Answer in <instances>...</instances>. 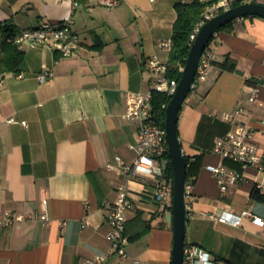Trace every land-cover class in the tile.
I'll return each instance as SVG.
<instances>
[{
    "label": "crops",
    "instance_id": "1",
    "mask_svg": "<svg viewBox=\"0 0 264 264\" xmlns=\"http://www.w3.org/2000/svg\"><path fill=\"white\" fill-rule=\"evenodd\" d=\"M74 1L0 0V31L5 24L19 32L72 15L81 42L67 58L41 47H20L25 52L22 72L2 74L0 215L47 214L52 223L33 218L0 225V264H85L98 255L108 257L104 264H171L175 231L168 215L174 189L170 183L171 193L161 205L149 196L154 185L145 178L128 184L134 206L127 222L141 213L152 230L129 243L128 258L111 256L108 219L121 182L108 166L117 157L136 161L140 122L125 118L129 95L152 91L157 75L149 61L157 56L169 63L171 48L163 43L172 40L176 4L191 0H121L113 9L102 0H84L73 11ZM256 2L264 5V0ZM216 40L218 58L209 77L190 94L179 117L184 156L193 162L202 156L195 140L203 118L230 131L231 123L218 116L240 109L237 120L257 129L255 142L264 158V19H238ZM227 62L234 69L222 66ZM46 71L53 76L41 83ZM255 86L259 94L251 102ZM214 150L215 145L202 157L193 183L186 241L208 252L215 264H264V225L252 217L240 226L212 217L248 210L264 220V200L254 197L256 192L264 196L257 190L264 171L226 162ZM220 164L246 179L223 192L207 169Z\"/></svg>",
    "mask_w": 264,
    "mask_h": 264
},
{
    "label": "built area",
    "instance_id": "2",
    "mask_svg": "<svg viewBox=\"0 0 264 264\" xmlns=\"http://www.w3.org/2000/svg\"><path fill=\"white\" fill-rule=\"evenodd\" d=\"M82 1L75 0L73 3V11L78 9ZM235 0H224L213 7L204 15L202 20L196 26L191 37L194 44L202 28L216 16L231 10ZM121 3V0H102V5L108 9H113ZM74 19L72 15L60 22H46L41 26L21 31L14 39L20 47L45 48L52 52L59 53L62 57L67 58L75 55L80 49V37L74 31ZM217 35L214 41L209 43L203 53L192 92L205 82L210 74L214 62L218 58ZM0 37L2 33L0 32ZM163 47L171 48L172 40L163 43ZM149 66L157 75L153 84V89L148 94L131 93L128 99V109L125 115L127 120L140 122L138 133V144L136 146L138 157L132 164L125 162L121 157H117L115 162L109 164L108 170L115 173L120 179V186L116 202L112 205L110 216L108 219L110 230L107 234V240L111 243V256L117 255L128 258L129 237L126 235L127 230V214L134 206V198L128 188V184L135 178H145L151 180L154 185V191L149 195L159 204L165 205L167 198L171 193V184L167 180L166 154L169 153V144L167 140L166 129L162 128L156 121L153 114V92L167 93L170 97L177 94L180 82L170 80L168 78V66L163 63L159 57L155 56L149 61ZM185 68H182V72ZM53 74L50 71L43 72L39 76L41 83H46ZM22 77V76H20ZM4 85V77L0 75V87ZM259 94L258 86H255L251 102H255ZM237 109L234 113L219 115L218 118L224 119L231 123L232 129L225 135L217 139L215 144V154L226 162H232L246 168H255L260 172L264 171V158L260 148L255 142L257 129L248 126L237 120L240 112ZM217 179L223 192L229 191L231 188L238 186L245 179L243 173L237 172L224 164L211 165L207 168ZM257 190L264 193V182L257 186ZM185 198L187 207L190 206L195 196L193 194V183L188 182L185 186ZM46 205L47 202L44 201ZM221 223L233 226H240L245 218H254L259 225H264V220L253 216L250 211L237 215L230 211H225L221 216H212ZM39 219L46 225L52 223L47 214L38 217L27 218L23 215L14 213H4L0 215V225L10 227L13 225H21L28 219ZM108 257L98 255L88 260L85 264H104ZM140 262H137L139 264ZM184 264H215L211 255L198 246L189 244L185 249Z\"/></svg>",
    "mask_w": 264,
    "mask_h": 264
},
{
    "label": "trees",
    "instance_id": "3",
    "mask_svg": "<svg viewBox=\"0 0 264 264\" xmlns=\"http://www.w3.org/2000/svg\"><path fill=\"white\" fill-rule=\"evenodd\" d=\"M222 1L224 0H191L189 2H179L176 4L175 9L177 12V20L174 24L170 59L167 64L168 78L170 80H176L178 82L181 81L183 76L182 68L186 67V63L189 58L190 51L193 46L191 37L196 29V26L211 8L218 5ZM245 1L246 0H235L233 7L245 4ZM233 23L234 21L225 25L218 33L222 31H229L232 28ZM0 32L2 33L3 39L0 51V75L5 73H21L25 64V52L15 42L10 41V39H14L21 31L17 32L13 30L12 27L5 24L1 27ZM213 41L214 38L211 42ZM222 66L228 67L229 69H234L235 67L233 62H231V64L230 62H227ZM249 81L251 82V79ZM171 100L172 97H170L167 93L153 92V114L157 123L164 129H166L167 109ZM228 132L229 128L227 126L219 122H214L211 118H203L195 140V145H200L204 152L202 156L197 158L194 162L189 157H185L187 164L186 183H195V179L198 176V172L201 167L202 157L211 152L217 137L223 136ZM165 158L167 160V180L172 184L174 189L175 175L170 154L167 153ZM254 197L259 200H264V196L259 195L258 192L254 194ZM151 230V223L144 220L142 218V214L139 213L133 220L127 222L126 235L129 237L130 242H135L147 236ZM188 245L189 244L186 242V246Z\"/></svg>",
    "mask_w": 264,
    "mask_h": 264
},
{
    "label": "water",
    "instance_id": "4",
    "mask_svg": "<svg viewBox=\"0 0 264 264\" xmlns=\"http://www.w3.org/2000/svg\"><path fill=\"white\" fill-rule=\"evenodd\" d=\"M246 17L264 19V5L256 1L242 4L216 16L202 28L190 51L177 94L172 98L167 109L166 133L175 175L173 213L168 215V221L174 224L175 231L171 264H184L187 242V204L185 198L187 164L178 135L179 117L183 106L192 93L201 58L210 41L225 25Z\"/></svg>",
    "mask_w": 264,
    "mask_h": 264
}]
</instances>
